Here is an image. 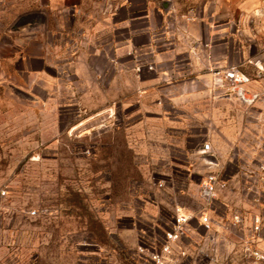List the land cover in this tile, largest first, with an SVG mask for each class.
Listing matches in <instances>:
<instances>
[{"label":"rangeland","instance_id":"374dc122","mask_svg":"<svg viewBox=\"0 0 264 264\" xmlns=\"http://www.w3.org/2000/svg\"><path fill=\"white\" fill-rule=\"evenodd\" d=\"M109 1L0 0V264H139L179 207L194 219L170 264H249L247 247L264 248V10L230 39L228 67L141 85L111 65Z\"/></svg>","mask_w":264,"mask_h":264},{"label":"crops","instance_id":"0c3cea01","mask_svg":"<svg viewBox=\"0 0 264 264\" xmlns=\"http://www.w3.org/2000/svg\"><path fill=\"white\" fill-rule=\"evenodd\" d=\"M108 5L102 20L104 29L110 32L111 65L119 72L139 70L141 85L169 80L167 70L178 73L183 64L194 69L201 61L228 67L230 39L247 36L248 17L258 7L264 10V0H129L121 4L110 0ZM119 10H123V16ZM188 16L194 18L189 20ZM257 21L261 26L258 31L264 34V14ZM171 32L178 38L188 37L190 46L171 44L167 40ZM139 36H146L147 43L136 41ZM247 49L240 45L241 61L250 57ZM147 69L155 72L152 78L142 76L140 70ZM193 78L194 83L198 82L197 77Z\"/></svg>","mask_w":264,"mask_h":264},{"label":"built area","instance_id":"2783aa9c","mask_svg":"<svg viewBox=\"0 0 264 264\" xmlns=\"http://www.w3.org/2000/svg\"><path fill=\"white\" fill-rule=\"evenodd\" d=\"M227 78L234 79L238 82H243L246 78L240 77L239 73L232 68L228 72H226ZM243 98H246L244 91L240 90ZM203 151L208 153L212 151V148L209 143H206L203 146ZM213 154V153H209ZM210 164H213L210 162ZM219 185V180L216 174H209L201 183L200 193L201 196L205 199H210L216 193L217 187ZM35 214V211L32 212ZM194 219V215L192 212H187L183 208L179 207L176 210L175 219L173 222V226L170 230L165 233V239L160 243L157 249L148 250L147 247H140V262L139 264H168L170 261V255L173 250V245L180 240H182L185 234V226ZM238 219V218H237ZM200 223L206 227H210L209 219L206 215H200L199 217ZM254 228L256 230L260 229V220L256 219ZM248 255L250 258L249 264H264V248L258 247H247Z\"/></svg>","mask_w":264,"mask_h":264},{"label":"water","instance_id":"95a60500","mask_svg":"<svg viewBox=\"0 0 264 264\" xmlns=\"http://www.w3.org/2000/svg\"><path fill=\"white\" fill-rule=\"evenodd\" d=\"M207 159H208V161L209 162H212V163H217V160H216V157H215V155L214 154H208L207 155Z\"/></svg>","mask_w":264,"mask_h":264}]
</instances>
